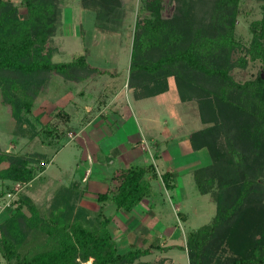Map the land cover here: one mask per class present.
I'll return each instance as SVG.
<instances>
[{"label":"trees","instance_id":"16d2710c","mask_svg":"<svg viewBox=\"0 0 264 264\" xmlns=\"http://www.w3.org/2000/svg\"><path fill=\"white\" fill-rule=\"evenodd\" d=\"M170 1V16L163 14V0H149L150 14L135 22L128 86L142 98L165 89L173 76L197 88L204 96L202 104L208 100L202 119L213 123L221 155L195 168L193 177L199 192L210 193L216 201V213L188 233L184 249L189 264H264V184L258 177L264 164L256 166L264 144V0L262 17L251 23L252 37L246 43L237 34L242 0ZM23 2L26 17L10 0H0V95L11 108L13 133L56 146L69 131L72 116L56 108L54 116L64 118V124L40 128L29 117L48 74L80 82L102 71L85 54L71 62L53 61L56 51L49 42L59 23L57 0ZM82 6L96 12L99 30H119L122 0H82ZM251 63H259L257 74L236 79L235 69ZM112 152L117 156L121 149ZM48 163L42 152H6L0 144L1 181L27 185ZM178 176L175 171L161 175L170 188ZM158 177L153 163L116 168L97 194V210L75 201L86 191L78 179L61 185L43 211L21 193L13 212L0 223L1 257L5 264H155L157 260L142 257L172 246L153 239L146 248L131 245L119 251L110 230L114 217L104 210L111 203L115 212L130 213L151 195ZM36 227L45 234L42 242L30 236Z\"/></svg>","mask_w":264,"mask_h":264},{"label":"rangeland","instance_id":"374dc122","mask_svg":"<svg viewBox=\"0 0 264 264\" xmlns=\"http://www.w3.org/2000/svg\"><path fill=\"white\" fill-rule=\"evenodd\" d=\"M10 1L22 16H27L23 0ZM148 1L122 0V24L118 31L108 33L96 27V12L84 8L82 0H57L59 23L49 42L56 51L53 61L71 62L85 54L89 64L102 72L80 82L57 72L48 74L35 100L34 113L29 117L40 128L48 123L64 124V118L54 116L56 108L72 116L69 131L56 146H45L39 138L29 140L13 133L15 120L11 108L0 95L2 150L22 154L42 152L49 160L46 169L27 185L0 180V193L3 192L0 223L13 212L21 193L43 211L56 190L73 179L86 187L83 196L75 200L77 204L97 210V194L106 188L104 179L112 171L124 165L153 163L159 177L152 182L154 191L138 206L147 216L144 220H130L127 216L125 219L123 211L115 212L110 203L104 210L114 217L110 230L121 252L131 245L146 248L154 239L156 243L172 247L153 250L142 260H157L155 264H189L184 249L188 233L209 223L216 213V201L210 193L199 192L193 170L220 156L221 147L213 123L202 119L208 100L202 104L204 96L197 88L195 91L188 83L170 76L165 89L138 98L128 86L134 26L138 18L150 14L146 8ZM163 2V14L170 16L174 2ZM262 2H240L237 34L245 43L252 37L251 23L262 17ZM258 70L259 63H251L246 69H235L234 75L238 80H245L254 77ZM38 114L40 119L36 118ZM115 146L122 151L117 156L112 152ZM262 164L264 144L257 168ZM166 171L179 173L175 187L165 186L161 175ZM258 177L264 184V172ZM30 236L34 241L45 240V234L38 227L31 230ZM160 258L164 261L158 263ZM1 261L5 264L0 255Z\"/></svg>","mask_w":264,"mask_h":264},{"label":"crops","instance_id":"0c3cea01","mask_svg":"<svg viewBox=\"0 0 264 264\" xmlns=\"http://www.w3.org/2000/svg\"><path fill=\"white\" fill-rule=\"evenodd\" d=\"M115 147H117V146H115ZM121 153H122V151H121ZM117 159L120 160V161H123V158H122V157H120V158L118 157ZM123 162H124V161H123ZM124 164H126V163L124 162ZM124 166H125V165H124ZM90 175H91V172H90ZM141 203H143V202H141ZM138 206H139V204L135 207V208H137V209L134 208V209L132 210V211H134L133 213H131L132 211L130 212V213H131L130 216L126 215L125 212H122V213H123L122 215H125V216H123V217H125V219H127V217H130V218H128V219H130V220H136V219L144 220L143 217H144V216L146 217L147 215L142 214V212H140V210H139L140 208H139ZM135 211H136V213H135ZM126 216H127V217H126Z\"/></svg>","mask_w":264,"mask_h":264},{"label":"built area","instance_id":"2783aa9c","mask_svg":"<svg viewBox=\"0 0 264 264\" xmlns=\"http://www.w3.org/2000/svg\"><path fill=\"white\" fill-rule=\"evenodd\" d=\"M90 172V170H88V173ZM88 173H87V175H88ZM11 193V192H10Z\"/></svg>","mask_w":264,"mask_h":264}]
</instances>
